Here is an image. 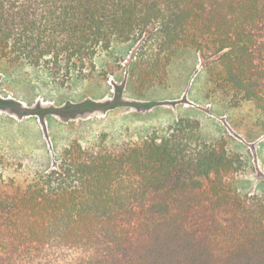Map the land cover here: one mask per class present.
<instances>
[{"label":"trees","instance_id":"1","mask_svg":"<svg viewBox=\"0 0 264 264\" xmlns=\"http://www.w3.org/2000/svg\"><path fill=\"white\" fill-rule=\"evenodd\" d=\"M115 42L139 43L141 86L181 48L213 51L218 87L264 120V0H0V57L62 85ZM238 161L186 117L74 141L31 179L0 172V264H264V193L236 188Z\"/></svg>","mask_w":264,"mask_h":264},{"label":"rangeland","instance_id":"2","mask_svg":"<svg viewBox=\"0 0 264 264\" xmlns=\"http://www.w3.org/2000/svg\"><path fill=\"white\" fill-rule=\"evenodd\" d=\"M139 43H114L96 59L91 78L55 82L24 61L0 57V172L18 181L57 165L64 148L78 141H140L181 118L201 124L206 142L224 140L241 168L243 194L264 193V120L253 103L233 107L218 82L214 52L181 48L165 79L141 86Z\"/></svg>","mask_w":264,"mask_h":264}]
</instances>
